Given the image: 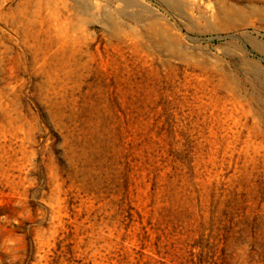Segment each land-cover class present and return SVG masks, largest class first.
Masks as SVG:
<instances>
[{"label": "rangeland", "instance_id": "374dc122", "mask_svg": "<svg viewBox=\"0 0 264 264\" xmlns=\"http://www.w3.org/2000/svg\"><path fill=\"white\" fill-rule=\"evenodd\" d=\"M176 1L0 0V264H264V0Z\"/></svg>", "mask_w": 264, "mask_h": 264}, {"label": "bare ground", "instance_id": "6f19581e", "mask_svg": "<svg viewBox=\"0 0 264 264\" xmlns=\"http://www.w3.org/2000/svg\"><path fill=\"white\" fill-rule=\"evenodd\" d=\"M163 4L166 6L167 9L174 10L177 6V1L176 0H163ZM253 47L257 52L263 53L262 47H260L257 43H253Z\"/></svg>", "mask_w": 264, "mask_h": 264}]
</instances>
